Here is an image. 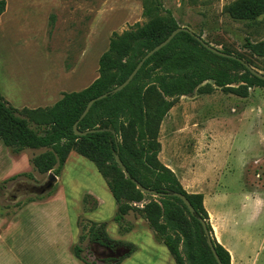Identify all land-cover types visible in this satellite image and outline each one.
<instances>
[{"label":"rangeland","instance_id":"1","mask_svg":"<svg viewBox=\"0 0 264 264\" xmlns=\"http://www.w3.org/2000/svg\"><path fill=\"white\" fill-rule=\"evenodd\" d=\"M10 1L16 4V0ZM161 1L162 14L165 9L171 10L180 26L201 34L205 41L219 49L242 55L264 73V57L245 47L248 39L264 40V14L253 22L233 19L225 8L234 0ZM145 2L149 4V0H54L52 4L51 0H31L25 8L27 16L12 18L13 22L22 20L21 23L5 22L0 28L1 93L14 107L22 109L29 107L22 89L31 95L53 82L72 86L76 91L84 89L71 84L81 77L89 80L94 74L98 77L99 59L108 49L112 33L148 20L143 14ZM46 12L49 15L47 21ZM78 62L77 70L64 73V67H74ZM47 100L40 106L54 104L53 99ZM160 141L159 158L179 179L188 177L191 189H199L200 184L206 182L198 174L191 175L193 171H205L200 168L205 161L211 175L208 182H215V190L223 193L221 199L228 203L225 208L234 212L230 220L235 233L233 242L242 255L235 264H264V210L257 214L254 202L244 205L248 204L250 198L247 195L253 193L254 186L260 188L264 182V87L251 88L247 98L223 92L220 88L211 94L195 91L176 98L162 123ZM25 154L27 160L15 163V167L13 164L8 172L25 170L32 172L33 177L22 176L18 181L8 182L4 181L9 177L0 180V183L4 182L0 188L2 214L14 213L31 200L49 197L47 193L40 198L41 192L37 190L48 180L49 172L34 171V165L28 162L33 151L27 150ZM5 168H0V175L4 174ZM59 186L67 195V210L61 200L44 206L36 204L9 224L17 227L25 219H33L32 224L62 222L64 234L68 236L77 233L83 215L92 221L106 222L110 237L121 238L119 224L113 220L117 203L105 178L91 160L78 153L71 155L53 189L56 191ZM91 190L101 196L102 204L97 210L84 213L82 199L84 193ZM11 230L9 241L3 243L4 239L0 243V264H24L23 232L18 228ZM134 237L135 234L131 236ZM84 245L86 253L91 252V260L109 264L100 260L97 249L90 248L88 241ZM63 259V264H75L66 253ZM77 263L87 264L82 260Z\"/></svg>","mask_w":264,"mask_h":264},{"label":"trees","instance_id":"2","mask_svg":"<svg viewBox=\"0 0 264 264\" xmlns=\"http://www.w3.org/2000/svg\"><path fill=\"white\" fill-rule=\"evenodd\" d=\"M6 7L7 1L0 0V19ZM162 8L161 0L145 2L143 14L148 20L112 33L108 49L99 59L98 77L82 90L63 92L55 104L18 109L0 91V140L15 153L27 148H48L33 159L40 173L52 171L59 176L72 150L94 162L118 204L113 220L119 224L120 232L133 228L124 218L130 211L135 212L147 220L176 264H219L200 220L205 219L221 262L232 264L230 251L214 236L204 195L188 192L176 173L159 158L160 131L176 98L195 91L211 94L217 88L247 98L251 88L264 87V80L238 58L252 66L251 61L240 54H235L238 58L234 59L215 53L197 39L196 35L202 37L201 34L181 31L145 61L129 85L94 103L78 128L95 131L84 136L74 131V124L92 98L123 83L148 51L180 27L172 11L165 9L162 14ZM225 10L233 19L253 22L264 14V0H234ZM245 47L264 57V40L248 39ZM223 51L234 54L229 49ZM116 154L120 155L130 176L117 163ZM22 176L33 177L25 172L4 182L18 181ZM138 184L155 194L142 192ZM175 192L190 200L195 213L190 212ZM43 197L41 194L40 198ZM98 205L95 196L84 195L85 213L97 209ZM79 226L82 233L73 246V253L87 264L97 263L90 259L91 252L86 253L85 241L90 248L97 249L101 261L109 264H120L136 250L135 244L110 237L106 222L81 215ZM118 251V257L106 256Z\"/></svg>","mask_w":264,"mask_h":264},{"label":"crops","instance_id":"3","mask_svg":"<svg viewBox=\"0 0 264 264\" xmlns=\"http://www.w3.org/2000/svg\"><path fill=\"white\" fill-rule=\"evenodd\" d=\"M6 1H7V7L5 12L1 15L0 28H2L5 25V22H13L12 20L13 16L14 17H17V15H19V17L27 16L25 8L28 6V2H30L31 0H16V4H12L10 0H6ZM53 1L54 0H51V4ZM61 4L62 1L60 2V5ZM49 10H47V12ZM47 12H46L45 21L49 20V15L47 14ZM21 21L16 20L15 22H13V25L15 24L18 25L19 23H21ZM47 27L45 29L46 32H47ZM78 65L79 62L76 64V66L71 67L70 69L64 67V71H65L64 73L67 75L74 72L75 70L78 69ZM26 77L27 76H24L23 79H26ZM13 78H15V76ZM95 79H96V74H94L90 80L89 78L86 79V77L83 78L81 77L79 80H77L75 83H72L71 85L78 84L81 87L86 88ZM71 87L72 86H68V85L64 86V83L53 82L50 85L44 86L40 92H34L31 95H27L24 93L22 89L21 93L23 94L25 103L29 105L28 108L30 107L38 108L47 99L48 100L53 99L52 101H54L55 104L62 97L63 92L76 91L75 90L76 88H71ZM40 107H45V106H40ZM1 143L3 142L0 140V168L4 169L7 166V169L5 168L6 169L4 170L5 172H2L4 174L0 175V180L8 177L10 178L17 174H21V172L22 173L28 172L25 170H17V171L11 170L10 172H8L13 167V164L15 167L16 166L15 163H18L19 161H22L24 163L27 160L26 157L27 155L25 154L27 150L33 151V154L28 158V162L30 164H33V159L37 154L48 150V148H39V149L27 148L19 153H15L10 147H7L4 143L2 145ZM76 153L78 152L75 150H72L70 152L65 162L62 173L66 169V165L70 160V156ZM256 161L260 162L259 157L256 158ZM201 164L202 165L200 168H204L205 171L203 170L199 172L193 171V173L191 174V175L198 174L202 180L205 179L206 182L203 181L200 184L199 189H193V188L191 189L188 186L190 185V183L188 182L187 180L188 177L186 176H183V178H181L180 180H182L181 182L184 188L188 192L202 193L204 195V204L209 212L210 222L213 227L214 236L216 237L218 242H220L224 247H226L230 251L232 264H235L237 261H239V257L242 255L238 250V246L235 245V243L233 242L235 233L234 230L231 228L230 220L231 217L234 215V212L225 208V206H227L228 203L224 202L221 199L223 193H219L217 190H215L214 188L215 182L214 183L208 182V177L211 175H209L210 173L207 172V166H205V161H203ZM34 171H37V169L35 168ZM28 173H31L33 175L32 172H28ZM62 173L58 176V181L56 185L60 181ZM261 184L262 186L260 188H256L254 186L253 193L247 195V197L250 198L248 204L244 203V205H250L251 202H254L256 204V206L254 205V207L257 208L256 211L257 214L261 210H264V182H261ZM87 193L92 194L98 199L99 201L98 208H100L102 204V199L100 198L101 196L97 192H94L92 190L84 193V195ZM60 200L62 202L63 207L67 210L66 205L68 203V198L65 192L62 190V188L59 186L57 187L56 191L54 190V192L49 194V197H47L46 199L31 200L11 214L0 213V243H2L1 240L4 239L5 240L3 241V243L9 241L12 232L11 228H18L20 229V231L23 232L21 237L23 239V242L25 243V247L23 249L24 264H37V261H41L40 264H63L64 263L63 257L65 256V253L68 255V258L73 263L78 264L77 262H79L80 259L77 258L73 253V246L79 240V236L81 233V228L79 225L76 234L74 235L71 234L67 236L64 234L65 227L62 224V222L60 223L56 222L50 224H32L33 219H30V221L25 219L24 220L25 222L23 224L17 225V227L16 226L13 227L9 224L11 223V221H14L16 216L18 217L20 213L24 211L28 213L29 209L31 208L30 206L36 204L44 206L49 203H52L53 201H60ZM117 209H118V204H117ZM124 222L132 224L133 228L129 232H125V233H121L119 228V233L122 234V236H120L121 238H116V240L118 239L121 241L131 242L136 245V250L130 256L124 258L120 264H176L169 249L164 243L157 240L154 231L150 228L146 219L136 214L135 212L130 211L128 214L125 215ZM133 234H135V237L131 238ZM34 241L38 243L33 244L35 243Z\"/></svg>","mask_w":264,"mask_h":264},{"label":"water","instance_id":"4","mask_svg":"<svg viewBox=\"0 0 264 264\" xmlns=\"http://www.w3.org/2000/svg\"><path fill=\"white\" fill-rule=\"evenodd\" d=\"M181 31H187L193 35H196V33L194 31H192L190 28L188 27H185V26H180L178 28H176L175 30L172 31V33L164 40L162 41L161 43H159L158 45H156L153 49H151L150 51H148L143 57L142 59L138 62V64L136 65V67L134 68V70L131 72V74L127 77V79L121 83L120 85L114 87L111 91L109 92H106V93H103L102 95L98 96V97H95V98H92L85 110L83 111V113L81 114L80 118L76 121V123L74 124V131L77 135H80V136H84L86 135L88 132L90 131H95V130H87V131H81L79 130L78 128V124L80 122V120H82L87 114L88 112L90 111L91 107L94 105V103L98 100H101L103 98H106L109 94H112V93H116L122 89H124L127 85L130 84V82L134 79V77L136 76V74L139 72V70L142 68L143 64L145 63V61L150 58L153 54H155L157 51H159L161 48H163L164 46H166L168 43L171 42V40ZM197 39L199 41H201L203 43V45L205 47H207L208 49L214 51L215 53H218L220 55H223V56H226V57H230V58H234V59H237L238 57L235 55V54H230V53H226L225 51H223L222 49H219L215 46H213L212 44L208 43L207 41H205L203 39V37L199 36V35H196ZM241 62L244 63V65L254 74L256 75L257 77L261 78L264 80V73L261 72V71H258L257 69H255L253 66H251L249 63H247L246 61H244L243 59L241 58H238ZM116 158V161L117 163L120 165V167L123 169L124 173L126 174V176H130L129 174V171L127 170L125 164L123 163L121 157L119 154H116L115 156ZM58 181V176L56 174H54L52 171L49 172V176H48V180L45 182V184L37 187V190L41 192V194H47L49 191H51L56 183ZM138 188L141 189L142 192L144 193H151V194H155V191L149 189V188H146L140 184H138ZM175 196H178L180 197L184 202L185 204L188 206L189 210L191 213H195V208L194 206L192 205V203L190 202V200L182 193H179V192H175L173 193ZM201 222H202V225L204 227V231H205V234L207 236V239H208V244L216 258V260L218 261L219 264H223L221 262V259L215 249V246H214V243H213V240H212V235L207 227V222L205 219H200ZM120 255V251L118 252H113L109 255H106L107 257L110 256V257H118Z\"/></svg>","mask_w":264,"mask_h":264},{"label":"bare ground","instance_id":"5","mask_svg":"<svg viewBox=\"0 0 264 264\" xmlns=\"http://www.w3.org/2000/svg\"><path fill=\"white\" fill-rule=\"evenodd\" d=\"M31 84V83H30Z\"/></svg>","mask_w":264,"mask_h":264}]
</instances>
